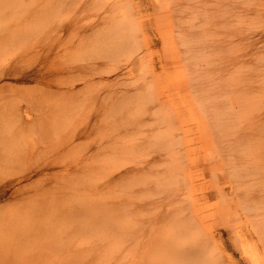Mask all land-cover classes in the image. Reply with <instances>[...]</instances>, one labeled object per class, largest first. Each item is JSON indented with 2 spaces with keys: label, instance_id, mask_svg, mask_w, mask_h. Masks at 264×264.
I'll use <instances>...</instances> for the list:
<instances>
[{
  "label": "rangeland",
  "instance_id": "rangeland-1",
  "mask_svg": "<svg viewBox=\"0 0 264 264\" xmlns=\"http://www.w3.org/2000/svg\"><path fill=\"white\" fill-rule=\"evenodd\" d=\"M119 4L126 6L125 18ZM119 4L0 0V72H18L0 82V264H72L88 248L101 249L103 264H147L151 251L167 246L146 241L152 228L164 227L163 216L174 207L165 197L139 204L141 222L133 242L126 244L134 251L129 257L107 250L110 242L104 238L99 243L94 233L81 236L76 228L101 223L103 213L116 208L115 196L125 181L164 174L169 163L184 189L179 196L190 205L187 216L202 220L181 244L205 241L208 264H252L237 232L263 252L264 246L251 237L256 234L249 222L241 220L242 206L231 200L238 184L226 177L230 167L224 161L242 164L255 183L254 171L264 170L260 0H209L182 14L168 12L164 0ZM118 29L128 35L124 45L117 43ZM44 51L53 58L41 57ZM36 72H46L47 79H33ZM203 103L206 109L214 103L218 119L228 126L233 118L227 140L221 133L227 125L216 126ZM21 108L24 117L28 109L29 120L37 119L34 124L19 127ZM243 113L249 114L245 121ZM85 128L86 134L77 135ZM127 133L138 142L133 158L94 155L99 146L120 148ZM244 137L257 145L256 155ZM93 158L110 162L91 169ZM24 186L28 190L23 193ZM257 194L264 207V186ZM52 206L60 212H87L80 219L54 221L35 214ZM33 227L53 228L54 233L25 242L24 232ZM183 259L185 264L199 262Z\"/></svg>",
  "mask_w": 264,
  "mask_h": 264
},
{
  "label": "bare ground",
  "instance_id": "bare-ground-1",
  "mask_svg": "<svg viewBox=\"0 0 264 264\" xmlns=\"http://www.w3.org/2000/svg\"><path fill=\"white\" fill-rule=\"evenodd\" d=\"M123 1L124 0H115L117 4ZM208 3L209 0H164V5L166 6L168 12L172 11L180 14L189 10L193 6L197 7L198 9L199 6L202 5L207 6ZM173 4L175 5L173 6ZM119 6H123L120 7L119 9L123 11V13L125 14L126 6L123 4H119L117 7ZM246 9L248 8L245 7V9L243 8L241 9V11L244 10L247 11ZM257 10L262 21L261 37L264 42V0H260V4ZM194 13L196 14V12ZM126 16L127 14L124 15V18ZM189 16H191V14ZM192 16H194V14H192ZM123 24H124V20H123ZM114 33H116L117 43L119 42L120 45H124L126 39H128V35L124 33L122 29L115 30ZM201 39L204 42H208L210 38L208 36H204ZM262 50H263V64L261 69V75H262L263 87H262V107H261L260 121H261V134L263 135V140H264V43ZM42 53H41V57H44L45 60H50L54 56V54L51 53L50 51H44ZM235 60H236L235 57L234 60L232 58V61ZM75 68H76L75 64H73L70 66V70L68 71L70 72L72 71V69L74 70ZM15 71L16 70H14L13 72L4 70L0 72V82L5 77H7V75L17 76L18 72ZM36 74L39 75L36 77ZM36 74H32L31 77L33 79H37L38 81L39 79H43V80L47 79V77L45 76L46 72L45 74H41V72L40 73L36 72ZM38 77L40 78L38 79ZM2 87H4V85ZM202 100L207 101L208 96L202 97ZM203 105L205 108L203 112H205L208 117L215 118L216 126H221L222 122L227 125V123L222 118L218 119L220 113L217 111V109L216 108L212 109V107L215 105L214 103L210 106L209 109H206L207 105L205 103H203ZM28 109H30V107ZM28 109L26 110L28 117L27 116L24 117L22 115L24 112L22 108L21 110L19 109L21 113L17 114V116L20 117L18 123H19V127L21 128H25L27 125L34 124L37 120V119L29 120V116L31 115L28 113L29 112ZM225 117H231V116L224 114V118ZM241 118L242 120L245 121L247 120V118H249V114L243 113ZM239 121H240V115L238 116V122ZM136 122H138V120L134 121V123ZM252 126L254 127V129L256 128L253 122H252ZM213 127L215 126L213 125ZM230 128H233V118L229 120V126L227 125V127L221 130V133L225 135L226 140L228 138V130L230 131ZM85 129H84L85 131L83 130V132L77 133V135L86 134L89 128H85ZM25 132L26 131L22 133L24 134ZM19 133H16L14 135H17ZM12 135L13 134H11V136ZM167 139L168 140L170 139L169 135L166 136V141ZM244 139H245L244 144L246 143L247 146H249V148H251V150L255 152L257 150V145H255L253 142L251 144L250 141L247 140L245 137ZM231 140H232V136H230V141ZM73 145L76 146L75 144ZM263 151H264V147H263ZM137 152H138V142L133 136H130L129 134L126 140H123L121 142L120 148L99 146L98 149L95 151L94 155L97 157H101L106 154L109 156H114L113 160L118 161L122 159L129 160L133 158ZM256 154L257 153L255 152V155ZM90 160L91 158H87L85 165ZM109 162H110L109 159L93 158V164L91 165L90 168L92 169L99 165L107 164ZM224 164H227L230 167V171H228L225 174L226 177L229 180L232 179L233 181L237 182L236 184H238L235 191V197L231 198V200H237V203H239L242 206V213H244L245 216L241 217V220L244 222H249V225L253 227L252 232L256 234V235H252L251 237L254 239L255 237H257L258 241L262 242L264 246V216H263L264 207L262 205L263 200L260 199L257 194V192L260 191V187L264 186V182H262L261 180V176L262 174H264V170L259 168L254 171L256 172L255 179H257V183H255L256 181L254 182L252 173L248 175L242 164L239 165V167H236L235 165H233L234 161L231 158H227L224 161ZM44 165H37V166L33 165L35 167L33 166L32 167L36 170H43L46 168V166H49L48 164H46V166L44 167ZM169 165L170 168H167L164 174L163 173L161 174L160 172H156L125 181V183H123L122 185L121 192L118 193L117 196H115L116 198L115 207L117 209L115 208L112 211L108 209L109 213L107 215L103 213L104 220H102L101 223L100 221H95L90 223L89 226L86 227H80L78 225L79 227L77 226L76 228L78 234L83 236L84 233H88L89 235L91 233H94L95 236H98L97 240L99 243L100 241H103V238L107 242H110V244L106 247L107 250L113 251L114 253L117 252L119 255L123 257H129L134 253V251L127 248L126 244L128 242H133L135 233L137 232L136 227L140 225L141 222L140 215L142 214V212L141 210L138 209L139 204L141 203L146 204L151 200H157V199H161V197H165V199L168 200L170 204L173 202L174 207L171 208L169 213L163 216V218L165 219L164 227L161 230L152 228L150 230V237L146 241L154 240L156 242H167V246L165 247V249H161V251L156 253L155 251L154 252L151 251L149 253V255L151 256L147 258V264H165L166 262H169L167 264H175L176 261L181 262L180 264H185L186 262L184 261L183 258L188 259V257L192 258L195 261L197 259L199 260L198 263L196 261L195 263L192 264H208L207 263L208 260L205 258V254H206V249L209 247V245H207L205 241L202 243L199 242L200 244L197 245L181 244L182 242L187 241L184 239L187 237V234H189L190 232H192L193 230L197 229L199 226L202 225V220L190 218L187 216V212H189L191 208L188 201L180 198L179 196L180 194L183 193L182 190H184L183 186H181L180 179L178 178L179 173L176 172V169L172 166L171 163H169ZM251 181H253V183ZM42 183H46V182H42ZM242 186H245L246 190ZM24 187H25L24 189L22 188L23 193L28 190L26 186ZM136 187L139 188V193H135ZM23 193L20 192V194ZM53 207L54 206H52V209L49 208V209L37 210L35 214L37 213L40 216L39 218H47V219L50 218L52 219V221H54L56 219L59 220L61 218L70 219V220L80 219L87 212V210H84L82 208L70 209L67 210L66 212H60L59 210L54 209ZM158 212L160 211L158 210ZM252 215L254 216V219H251ZM33 223L37 224V220H35ZM53 224L55 225V223ZM70 225L67 224L66 226L67 227L69 226L70 229V227L72 226ZM74 226L75 225L73 223V230L75 231ZM53 230H54L53 228L33 227L32 229H28L24 232L25 236H23L22 239H24L25 242H28L38 238H46L49 237L51 234L53 235L54 233ZM158 231L162 232L161 235L158 234ZM139 233L141 235H144V232H139ZM100 234L103 235L101 239H100ZM52 235L50 237H52ZM237 240L241 242L240 248L242 253L247 257L248 260H250L252 264H264V252L260 250L259 245L247 243L248 238L244 239L241 234V231L237 232ZM86 241L87 243H90L89 242L90 240L88 238L86 239ZM176 242H178V246L177 248H173L174 243ZM43 249L44 248L39 249L37 251H41ZM99 250L100 252L98 251V249L94 251V248H91V250L90 248H88L87 253H84V256L82 258L76 260L72 264H103L102 262L103 256L101 254L102 251L100 248ZM183 261L185 263H183ZM48 264H57V263L49 261ZM118 264H129V263H123L121 261Z\"/></svg>",
  "mask_w": 264,
  "mask_h": 264
}]
</instances>
